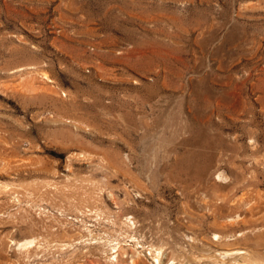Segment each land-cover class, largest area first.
<instances>
[{
  "label": "rangeland",
  "instance_id": "374dc122",
  "mask_svg": "<svg viewBox=\"0 0 264 264\" xmlns=\"http://www.w3.org/2000/svg\"><path fill=\"white\" fill-rule=\"evenodd\" d=\"M0 182V264L264 255V0H0Z\"/></svg>",
  "mask_w": 264,
  "mask_h": 264
},
{
  "label": "bare ground",
  "instance_id": "6f19581e",
  "mask_svg": "<svg viewBox=\"0 0 264 264\" xmlns=\"http://www.w3.org/2000/svg\"><path fill=\"white\" fill-rule=\"evenodd\" d=\"M50 81H51V79L48 76V74L43 71V72L38 73L36 78L31 77L29 79H24V80L19 81L15 85L3 83L2 88L4 90H11L13 92H22V93H29V94H35V95H37L36 91L47 90L51 93L58 95V96H53L55 100H58V99L61 100L63 98V96H66V92L57 88V87H54L55 85L52 86L50 84ZM68 122H70V121L69 120L65 121V123H68ZM76 155L78 157H86V155L83 152L76 153ZM222 179H224V175L219 174V180L222 181ZM2 188H6V185H2V183L0 182V189H2ZM242 201H243V199H242ZM96 215L98 216L99 214H96ZM237 218H238V216H237ZM132 223H133V221H132ZM214 237L217 240H219L220 238H222V234L220 235V234L215 233ZM34 241H35V238L27 239V240L19 243L18 247H19V249L26 251V250H28L29 246L34 243ZM114 248H115L114 252L118 253V247L114 246ZM233 251L239 253V259L241 258L244 261V264H264V255L260 256V255H256V254L255 255L250 254L249 252H247L246 250H243V249H228V250H225V252L223 251V253L219 252L222 255V257H221L222 261H223L224 255L225 256L226 255L232 256ZM149 254L153 259L152 264H161L162 248L151 247L149 249ZM220 254H219V257L221 256ZM113 258L115 259V261L117 260V256H114ZM241 259H240V261H241ZM236 261H237V259H236ZM135 263H136V260H131V264H135Z\"/></svg>",
  "mask_w": 264,
  "mask_h": 264
}]
</instances>
